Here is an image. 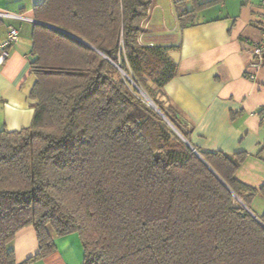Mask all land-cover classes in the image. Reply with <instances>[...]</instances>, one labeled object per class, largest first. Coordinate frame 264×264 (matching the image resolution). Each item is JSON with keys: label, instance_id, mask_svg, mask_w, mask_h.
<instances>
[{"label": "trees", "instance_id": "obj_1", "mask_svg": "<svg viewBox=\"0 0 264 264\" xmlns=\"http://www.w3.org/2000/svg\"><path fill=\"white\" fill-rule=\"evenodd\" d=\"M187 1H175L182 26L219 0ZM151 5H35L34 116L0 129V264L52 254L51 231L80 235L83 264H264V211L251 204L264 183L237 178L245 153L200 157L179 135L191 130L164 91L174 47L139 41ZM28 226L39 251L19 263L10 244Z\"/></svg>", "mask_w": 264, "mask_h": 264}, {"label": "crops", "instance_id": "obj_2", "mask_svg": "<svg viewBox=\"0 0 264 264\" xmlns=\"http://www.w3.org/2000/svg\"><path fill=\"white\" fill-rule=\"evenodd\" d=\"M175 1L152 0L139 41L174 47L171 55L178 63L177 74L164 91L190 128L192 145L231 155L245 153L236 176L259 187L264 183V57L260 65L251 67L249 48L252 41L263 36V0H234L233 4L219 0L197 11L194 23L186 26L181 25ZM41 2L0 0V11L14 14L0 17V41L7 37L10 27L19 30L18 41L0 64V129H22L34 116L36 100L30 92L35 76L30 62L33 26L38 22L34 7ZM193 5L188 0L186 8ZM250 72L255 78H250ZM261 200L257 195L251 202L260 213L264 210ZM51 232L56 251L30 264H83L80 235ZM10 246L19 263L36 255L39 245L35 228L21 229Z\"/></svg>", "mask_w": 264, "mask_h": 264}, {"label": "built area", "instance_id": "obj_3", "mask_svg": "<svg viewBox=\"0 0 264 264\" xmlns=\"http://www.w3.org/2000/svg\"><path fill=\"white\" fill-rule=\"evenodd\" d=\"M264 5V0L262 1ZM6 15H14L8 12L0 11V17ZM19 39V30L16 27H10L7 37L0 41V64L4 63L9 55V48ZM249 51L253 55L252 62L249 64L251 67L256 68L260 65L261 59L264 57V32L260 40L252 41ZM250 78H255V73H249Z\"/></svg>", "mask_w": 264, "mask_h": 264}, {"label": "water", "instance_id": "obj_4", "mask_svg": "<svg viewBox=\"0 0 264 264\" xmlns=\"http://www.w3.org/2000/svg\"><path fill=\"white\" fill-rule=\"evenodd\" d=\"M40 22V21H38ZM42 23V22H41ZM149 102L152 104V106L167 120V122L179 133V131L174 127V125H172V123L163 115V113L160 111V109L158 108V106L154 103V101L152 99H150L148 96H147ZM179 135L184 139L186 140L183 135H181V133H179ZM186 142L188 143V145L193 149L194 152H196L200 157L201 154L197 151V149L192 145V143L190 144L189 141L186 140ZM241 201V199H240ZM246 206V205H245ZM246 208L258 219V217L254 214V212L246 206Z\"/></svg>", "mask_w": 264, "mask_h": 264}, {"label": "rangeland", "instance_id": "obj_5", "mask_svg": "<svg viewBox=\"0 0 264 264\" xmlns=\"http://www.w3.org/2000/svg\"><path fill=\"white\" fill-rule=\"evenodd\" d=\"M154 1V0H153ZM199 2H205V1H209V0H198ZM231 1V4H233V2H234V0H230ZM145 23V22H144ZM144 25V24H143ZM134 85V84H133ZM134 87L135 88H137L138 90H139V92L144 96V98L147 100V101H149L148 100V98H147V95L138 87V86H136V85H134ZM151 104V103H150ZM168 104V102L167 103H165V105H167ZM152 105V104H151ZM182 135V134H181ZM184 137V136H183ZM187 141H189V143L191 144V141L189 140V139H187L186 137H184ZM183 139V138H182ZM184 140V139H183ZM186 140H184L185 142H186ZM187 143V142H186ZM187 145H188V143H187ZM189 146V145H188ZM261 196V195H260ZM261 198H262V205H264V198L261 196ZM259 201H260V199H258ZM240 201V200H239ZM259 206H262V205H260V204H258ZM254 210H256V211H260L259 209H258V207H257V205H255V208H254ZM264 210H262V212H263Z\"/></svg>", "mask_w": 264, "mask_h": 264}]
</instances>
